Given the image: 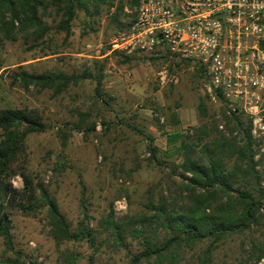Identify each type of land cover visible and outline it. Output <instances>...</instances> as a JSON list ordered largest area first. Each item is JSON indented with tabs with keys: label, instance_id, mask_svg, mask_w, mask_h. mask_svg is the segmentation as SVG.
<instances>
[{
	"label": "rangeland",
	"instance_id": "rangeland-1",
	"mask_svg": "<svg viewBox=\"0 0 264 264\" xmlns=\"http://www.w3.org/2000/svg\"><path fill=\"white\" fill-rule=\"evenodd\" d=\"M136 6L131 0H110L97 12L92 7L90 17L78 10L68 34L57 29L61 12L50 6L42 15L48 26L45 34L36 37L21 32L13 40L0 41V109H34L49 124L46 131L26 136L17 169L33 181L42 180L72 224L83 215L82 197L95 226L110 205L115 216L121 217L145 211L149 200L156 202L161 196L180 203L185 196L184 183L181 168L173 164L179 162L175 146L180 138L170 142L169 135L183 133L199 150L213 138L215 124L218 130H225L220 105L209 96L206 81L193 66L176 65L163 56L152 59L143 55L123 61L121 54L113 52L112 42L127 31L121 22H129ZM85 68L102 73V89L109 104L95 98V82L90 79L58 95L12 82L13 72L20 69L71 73ZM80 111L88 114V122L96 123L95 131L84 133L72 128ZM128 124L149 134L161 152L167 153L164 164L150 162L147 140ZM61 131L67 132L65 142ZM255 160L264 176V161ZM10 182L16 190L23 187L20 174L13 175ZM10 216L21 264H62L60 253L66 247L82 254L77 264H87L91 249L84 243L56 244L43 214H25L12 206ZM253 240L264 251V208L247 232L219 243L214 260L218 264H241L244 250L249 253ZM129 247L135 250L137 243L132 241ZM193 252L186 251L183 260L193 262ZM15 257L0 238V264H18L11 262ZM125 261V249L115 251L106 243L96 253L99 264ZM257 264H264V256Z\"/></svg>",
	"mask_w": 264,
	"mask_h": 264
},
{
	"label": "trees",
	"instance_id": "trees-1",
	"mask_svg": "<svg viewBox=\"0 0 264 264\" xmlns=\"http://www.w3.org/2000/svg\"><path fill=\"white\" fill-rule=\"evenodd\" d=\"M110 0H0V41L13 40L17 34L34 33L40 37L48 30L42 15L48 7L61 12L57 29L69 33L71 21L77 11L82 10L90 17L102 3ZM141 0H131L138 5ZM130 23H122L128 30ZM121 54L123 61H129L136 55ZM151 56L150 58H155ZM176 65H192L188 60L169 58ZM200 75V68L193 65ZM12 82L28 89H49L58 95L68 87L77 85L85 79L95 82L94 96L106 105L109 104L102 89V73H93L85 68L81 72L28 71L15 70ZM218 93V92H216ZM221 104V97L217 95ZM224 119V131L214 125L213 138L195 150L197 144H191L183 133L169 135V141L180 138L175 146L179 162L173 163L181 168L185 196L180 203L169 202L164 196L158 201L149 200L145 211L139 214H126L116 217L114 208L109 206L107 213L97 226L90 220L86 199L81 198L82 217L75 224L61 211L59 204L48 186L42 181H33L26 173L20 172V154L26 136L34 132H44L49 124L34 109H0V238L5 249L16 257L11 262H19L20 250L14 247L10 208L13 206L25 214H43L49 234L56 244H86L90 254L87 264L96 262V253L102 243L113 250H126V261L122 264H218L213 257L219 243L234 234H243L256 223L260 209L264 208V176L257 170L258 161L254 159L255 144L250 134V123L241 113L226 114L220 105ZM79 120L72 128L93 132L95 122H88V114L79 112ZM106 124V122H102ZM83 125H86L82 128ZM128 126L142 134L147 140L150 162L161 166L167 153L161 152L153 138L133 124ZM65 142L67 132L61 131ZM20 174L23 180L21 190H16L10 179ZM82 188L84 186L82 184ZM82 194L84 191L82 190ZM135 241L137 248L129 247ZM186 251H194L193 262L183 260ZM241 264H257L264 256L259 242L254 240L250 249L244 250ZM82 254L70 247L60 253L62 264H77ZM8 261V260H7ZM31 264H40L30 261ZM109 264V263H106Z\"/></svg>",
	"mask_w": 264,
	"mask_h": 264
},
{
	"label": "built area",
	"instance_id": "built-area-1",
	"mask_svg": "<svg viewBox=\"0 0 264 264\" xmlns=\"http://www.w3.org/2000/svg\"><path fill=\"white\" fill-rule=\"evenodd\" d=\"M129 23L112 49L200 68L226 114L248 118L254 157L264 161V0H141Z\"/></svg>",
	"mask_w": 264,
	"mask_h": 264
}]
</instances>
